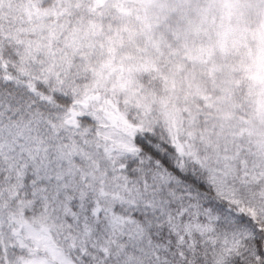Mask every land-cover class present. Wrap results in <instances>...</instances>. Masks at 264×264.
<instances>
[{
    "label": "snow or ice",
    "instance_id": "obj_1",
    "mask_svg": "<svg viewBox=\"0 0 264 264\" xmlns=\"http://www.w3.org/2000/svg\"><path fill=\"white\" fill-rule=\"evenodd\" d=\"M0 264H264V0H0Z\"/></svg>",
    "mask_w": 264,
    "mask_h": 264
}]
</instances>
